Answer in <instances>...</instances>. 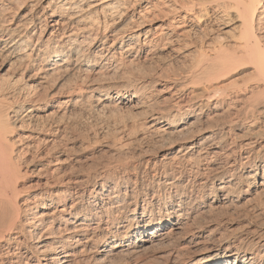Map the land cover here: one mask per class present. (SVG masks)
Returning a JSON list of instances; mask_svg holds the SVG:
<instances>
[{
	"label": "bare ground",
	"instance_id": "bare-ground-1",
	"mask_svg": "<svg viewBox=\"0 0 264 264\" xmlns=\"http://www.w3.org/2000/svg\"><path fill=\"white\" fill-rule=\"evenodd\" d=\"M19 1L0 0V264H264V208L246 211L264 197V0H162L129 17L122 0H39L29 12L24 0L13 12ZM152 23L146 35L165 31L185 74L164 83V105L135 70ZM112 90L168 143L107 145L124 160L72 172L58 123Z\"/></svg>",
	"mask_w": 264,
	"mask_h": 264
},
{
	"label": "rangeland",
	"instance_id": "rangeland-1",
	"mask_svg": "<svg viewBox=\"0 0 264 264\" xmlns=\"http://www.w3.org/2000/svg\"><path fill=\"white\" fill-rule=\"evenodd\" d=\"M22 1L24 2V0H22ZM27 1H25V2H27L26 3L27 7L25 8V11L29 12L33 8V5H35V3H37L39 0H33V1L27 0ZM157 1H160V2H157ZM164 1L166 2V0H164ZM23 2L19 1V2L16 3L17 5L15 4L16 6L13 5V9H14L13 12H16V10L18 8H20L21 5L23 6L24 5ZM99 2L101 3V0H94L93 2H91V4L94 5L96 3L98 4ZM161 3L163 4L164 2H162V0H142V1L141 0H124V1L122 0V2H121L122 7L121 8H123V9L121 11L123 12L125 10L123 13L126 14V17H129V15L130 14L132 15V13L135 10H137L138 12L141 11V10L145 11L144 9L147 6L150 7L151 4H155V5L158 4L157 6L159 7ZM133 4L135 6H133ZM155 5H152V6L154 7ZM130 7H131V9H130ZM162 8L165 10L164 7H162ZM153 10L151 11V13L149 15L153 16V15H155L154 13H158V9L154 10V12H153ZM127 14H129V15H127ZM100 18L101 17L99 16V19ZM107 19L106 20L108 22L111 20V18H107ZM112 19H114V18H112ZM103 20H104L103 18L100 20L102 24H103ZM154 23H152L149 26L148 25L142 26L140 28L141 30H139V32H138V34H140V36H139V40L140 41L144 42L145 41V36L149 37V38H147L148 41L149 40H152V41L145 46L147 51L145 52L143 57L140 59V61H136V63L137 62L138 63H137V65L136 64L135 65L138 68H136L135 70H138V72L141 75H145L146 76V73H147V77L149 78L148 81L151 82V83L153 82L152 83V87H150V91L148 90L150 92V94H155L153 96H156V92L158 90H162L163 89L161 95H164V96L159 98V103L161 105H164V104H166L167 102L170 101V96H171V94H170L171 92L168 91V90L166 91V89H164V87H165L164 83L166 81H169V80H172V81H176L177 80L178 82H181V81H183V80H181V79H183L182 76L185 75V74L183 73L184 69L181 70L182 69L181 62L177 61V60H175L174 62L172 61V56L170 55L171 45L167 41H165V39L168 38V36L165 35L166 32L165 31L164 32H160V31L154 30L155 33L153 31H151L149 34L146 35V31L147 30H149V29L152 30L153 29L152 27H154V25H153ZM158 23H159L158 25H160V23H162V21L159 20ZM158 25H156L155 27H157ZM202 28H205V27H202ZM100 29H101V31H103V30L105 31V27L104 26H101ZM189 30L191 31V28H186L183 31L187 34V33H190ZM209 30H210V28H209ZM218 30L216 31L217 34H220V33L224 34L223 32H225V34H228L229 31H230L229 33H231V28H222L221 27V31H220V28ZM200 31H201V33H200ZM197 33H198V35H197ZM158 34H159V36H158ZM201 34H202V30L197 28L195 31L192 30L191 33L187 34V35L191 36V37H189L190 40H191L192 37L195 38V39L192 38V40H196V38H198ZM161 36H162L163 39L164 38L165 39L162 40ZM147 40H146V42H148ZM136 41L137 40L135 39L133 41V43H136ZM157 46H159V47H157ZM177 47H179V46L177 45ZM177 49L179 50V48H177ZM180 50H182L181 47H180ZM147 54H148V57H147V59H145ZM146 60H147V62H146ZM175 62H177V63H175ZM1 64L2 63L0 61V66H1ZM174 64H175V66H174ZM177 65L181 66V68L177 67ZM155 66H156V68H155ZM150 67H152L153 69L150 68ZM177 70L180 71V72H177ZM153 71H155V72H153ZM138 72H136V73H138ZM180 73H181V75H180ZM149 74L152 75V76H150ZM247 74L242 76V77H244L243 80L250 78V77H247V76H249ZM158 78H160V79L158 80ZM58 80H59V82L61 81L60 77H59V79H57V82H58ZM115 81H117V80H115ZM242 81L238 80L239 85H242V83H243ZM113 82H114V80H108L106 83H113ZM94 95H95V97L99 96L102 99L105 98L106 95L110 96V97H113V98H111L110 101L107 100V102L105 103L106 104L105 106L103 105V106H100V107H98V105H97L98 103L96 101V98H91L90 102L88 100V102L85 101L81 105H79L78 107H74L73 108L74 110L71 111L72 113L70 112V114H68L69 117L66 116V118L62 119V121H63V122L61 121L62 123L61 122L58 123V127L61 126L62 130H64L63 133H62V136H61V137H63L61 139L62 144L64 143L63 146H66L68 144L69 146L71 145V147L74 149V150H72L73 152L70 153L71 154V156H69L70 160L68 159L70 161L69 165L67 166V168L70 167V168H68L69 170L70 169L72 170V167H73L74 169H76L75 171H76L77 174H78V172H79V174H83V173H88V172L94 171L95 169H99L100 167H102L105 164H109L110 162H108V161H111V164H114L117 161L119 162V161L124 160L123 159L124 157L122 158V156H119L118 154H115L113 152L105 151L107 145H110L113 148H115V147L118 148V146L120 147V146H123L124 144L132 142L133 145L139 143V144H142L144 147H147V146L150 147V148L153 147L152 149H155L157 151L158 148H162L168 143V140H164V141H166L165 142L166 144L164 143V141L160 142L158 139H156V137L154 135L152 136L149 133V131L146 130L145 125H144V123H145V121H144L145 110L144 111L143 110H137V109L135 110L128 103H124V102L121 103L120 101L117 100L116 91L112 90V91H107V92H104V93L94 92ZM120 95L122 97H127V95H126V93L124 91H121ZM156 97H158V94H157ZM58 98L59 97H57V100H58ZM164 98H165V100H163ZM167 98H169V101H168ZM53 110H54V108L51 111H53ZM57 110H58V108H57ZM136 116H137V118H136ZM68 119H70V120H68ZM41 120H43V118ZM134 120H136V121H134ZM132 123H134V124L132 125ZM139 125H141V128H139L140 127ZM82 126H84V127H82ZM125 126H126V128H124ZM133 126H135V127H133ZM131 131H132V133L130 134L129 132H131ZM146 132H147V134H146ZM130 139H133V140H130ZM120 140H121L122 143L119 142ZM132 143H131V145H132ZM162 143H164V144H162ZM113 145H115V146H113ZM131 145H129L128 147H130ZM129 149H131V147ZM103 152H105V153H103ZM125 153H126V151H125ZM102 155H104V156H102ZM33 171H34V169L31 167L29 175L26 176L27 177L26 178L27 182L24 183L21 180L22 181L21 182V184H22V189L21 190L23 191L24 194H27L29 192L34 191L31 188H34V186L36 187V184H37L36 181H37V178H38L39 174L36 171H34V172ZM75 171L72 170V172H75ZM32 173H34V174H32ZM35 174L36 175L38 174V175L35 176ZM23 180L25 181V179H23ZM30 184H32L31 185L32 187L30 186ZM28 186H30V187H28ZM26 187L28 188L27 189L28 192L25 193ZM23 188H25V190ZM254 201H256V200H254ZM247 204H245L246 206H248L246 211H249V209L251 211L252 207H253V210L251 211L252 214H257L258 211H255V210L264 208V205H263L264 204V197L261 198V200H257V202L253 203V201H251V203H247ZM254 208H255V210H254ZM245 209L242 208L241 211L245 213ZM217 215L219 216V213ZM221 216L225 217V216H227V214L225 215V213L223 212V213L220 214V217ZM235 216L233 215L232 217H234V219L236 218V220H237L238 217L237 216L235 217ZM117 259L115 260V263L117 262L116 264H118ZM135 259L136 258H134V260ZM142 259L141 260L138 259V263H143L144 259L143 260ZM118 260L120 261L119 264L120 263H122V264L125 263L126 264V263H129V261H131V260L133 261V258L130 259V258H127V257H125V258L122 257V258H119ZM135 261H133V262H135Z\"/></svg>",
	"mask_w": 264,
	"mask_h": 264
}]
</instances>
